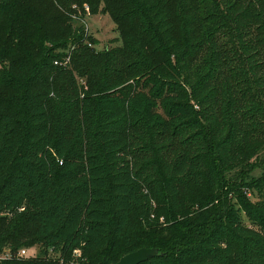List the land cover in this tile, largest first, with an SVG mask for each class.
Here are the masks:
<instances>
[{"label":"trees","instance_id":"trees-1","mask_svg":"<svg viewBox=\"0 0 264 264\" xmlns=\"http://www.w3.org/2000/svg\"><path fill=\"white\" fill-rule=\"evenodd\" d=\"M82 4L103 5L119 44L72 29ZM224 13L264 98V0H0V254L38 248L0 264L114 263L141 247L158 254L140 264H264L261 222L176 211L184 188L247 167L255 153L239 165V151L264 130ZM219 211L242 246L216 231Z\"/></svg>","mask_w":264,"mask_h":264},{"label":"rangeland","instance_id":"rangeland-1","mask_svg":"<svg viewBox=\"0 0 264 264\" xmlns=\"http://www.w3.org/2000/svg\"><path fill=\"white\" fill-rule=\"evenodd\" d=\"M98 7L99 13L97 15H89V8L86 4L71 6L72 9L75 8V12H72L73 15L71 18L73 19L72 29L84 25L87 31L86 39L89 36L88 39H91L92 45L96 42L95 48L101 50L119 44V41L115 25L111 22L109 16L100 13L103 5L99 4ZM221 27L225 32L234 63L242 71L244 76L245 87L250 90V103L264 116V98L257 96L255 89H253V81L248 72L249 59L241 48L231 14L224 13ZM262 28L263 31L261 28L260 30L262 31L261 36L264 41V24H262ZM138 60L145 67H148L144 59ZM207 127V124H203L204 131ZM208 149L210 150L211 147ZM251 153L255 154L249 160L247 167H227L224 172L225 183L223 186L215 188V185L211 188L204 183L194 189L184 188L176 211L181 214H188L202 205L209 209L213 206L220 207L223 209L220 211L230 209L231 211L233 210V215L241 211L245 215L244 226L248 229L258 231V225H254V223L261 222L264 224V215L261 211L264 208V194L261 185V181L264 179V130L257 134L251 146L240 149L237 158L238 164L243 163L244 159ZM220 211L219 214L212 216L217 226L216 231L221 232L223 237L230 238L236 246H242L244 239L233 231L232 224L229 223V220ZM246 215L253 221V224L246 218ZM160 221H164L163 217L160 218ZM249 245L252 246L251 243ZM27 252L29 255H36L38 248L36 245L27 247ZM260 255H262L261 252L257 254L258 258ZM261 259L264 260L263 255Z\"/></svg>","mask_w":264,"mask_h":264},{"label":"water","instance_id":"water-1","mask_svg":"<svg viewBox=\"0 0 264 264\" xmlns=\"http://www.w3.org/2000/svg\"><path fill=\"white\" fill-rule=\"evenodd\" d=\"M158 254L156 248L141 247L122 255L116 262L110 263L104 260L105 264H140Z\"/></svg>","mask_w":264,"mask_h":264},{"label":"built area","instance_id":"built-area-1","mask_svg":"<svg viewBox=\"0 0 264 264\" xmlns=\"http://www.w3.org/2000/svg\"><path fill=\"white\" fill-rule=\"evenodd\" d=\"M79 251H74V254H78ZM35 254L33 255H29L28 252H27V248H21L19 250H17L16 252H8L6 251L5 253L3 254H0V260L1 259H8V258H12V257H16V258H29V257H34Z\"/></svg>","mask_w":264,"mask_h":264}]
</instances>
